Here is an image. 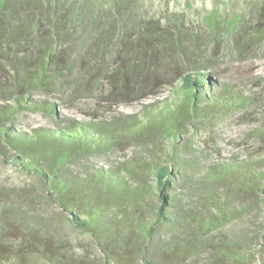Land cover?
<instances>
[{"label": "trees", "instance_id": "obj_1", "mask_svg": "<svg viewBox=\"0 0 264 264\" xmlns=\"http://www.w3.org/2000/svg\"><path fill=\"white\" fill-rule=\"evenodd\" d=\"M99 2L0 0V153L38 179L105 256L77 254L0 185V264H264V121L251 134L263 153L223 159L218 137L205 138L227 115L259 119L255 100L188 51L191 38L203 41L185 29L184 13L163 27L141 17L140 0ZM217 16L207 23L244 59L264 47V0L227 24ZM157 60L185 72L175 106L113 118L59 110L58 99L80 95L70 89L83 74L85 92L103 76L112 95H160L169 80ZM22 115L47 125L22 130ZM130 146L145 154L119 160Z\"/></svg>", "mask_w": 264, "mask_h": 264}, {"label": "rangeland", "instance_id": "obj_2", "mask_svg": "<svg viewBox=\"0 0 264 264\" xmlns=\"http://www.w3.org/2000/svg\"><path fill=\"white\" fill-rule=\"evenodd\" d=\"M110 2L111 0H101L99 3L107 8ZM252 2L253 0H140L138 5L142 18L160 20L163 27L166 26L167 19L184 13L185 29L192 37L197 36L199 42H204L196 46L192 44L193 38H191L188 51L194 53L197 59L203 61L207 58L211 59L215 64L214 70L225 73L231 83L237 84L255 100L259 119H255L252 114L243 116L242 113H235L216 120L214 127L207 129L205 136L207 140L218 137L222 142L223 159L238 153L244 155L263 153V148H259L251 134L264 121V47L256 48L252 57L244 59L231 42V36L222 30L214 32L212 24L207 22L211 20L212 14L218 11L219 25L227 24L236 16L245 14ZM114 38H118L117 35ZM155 63L163 78L169 80L161 86L162 93L158 96L136 100L132 92L122 96L112 95L110 85L103 76L100 77L99 82L93 84L90 92H85L83 90L87 86L89 76L83 74L82 78L74 81L70 89L76 95L77 91L80 92L74 101L69 94L65 95L64 102L55 99L59 97H45L57 100L61 112L76 118L90 115L103 118L140 115L152 104L161 107L170 103L175 106L184 98V94L178 95L175 91L180 90L185 72L176 69L173 61L157 60ZM96 64L92 60L87 69L91 72L96 71ZM20 119L22 130L47 125L46 119L40 115H22ZM171 143L165 141L164 146L170 148ZM140 154H145L141 147L130 146L120 153L118 158L123 161ZM11 160L10 153L6 157L0 153V185L21 194L24 207L42 216L52 233L59 240L69 243L77 254L101 263L105 255L96 246L93 236L72 225L66 219L61 207L45 196L38 179L24 173L13 165Z\"/></svg>", "mask_w": 264, "mask_h": 264}]
</instances>
